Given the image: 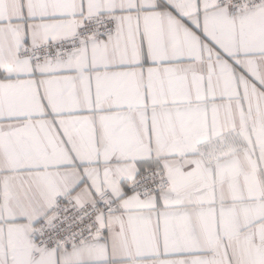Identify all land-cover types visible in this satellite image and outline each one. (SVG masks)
Instances as JSON below:
<instances>
[{
    "label": "snow or ice",
    "instance_id": "1",
    "mask_svg": "<svg viewBox=\"0 0 264 264\" xmlns=\"http://www.w3.org/2000/svg\"><path fill=\"white\" fill-rule=\"evenodd\" d=\"M0 264H264V0H0Z\"/></svg>",
    "mask_w": 264,
    "mask_h": 264
}]
</instances>
